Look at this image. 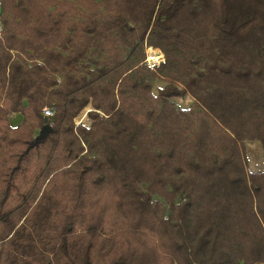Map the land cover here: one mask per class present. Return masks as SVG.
Listing matches in <instances>:
<instances>
[{"label":"trees","instance_id":"obj_1","mask_svg":"<svg viewBox=\"0 0 264 264\" xmlns=\"http://www.w3.org/2000/svg\"><path fill=\"white\" fill-rule=\"evenodd\" d=\"M0 25V264H264V0H0Z\"/></svg>","mask_w":264,"mask_h":264},{"label":"rangeland","instance_id":"obj_2","mask_svg":"<svg viewBox=\"0 0 264 264\" xmlns=\"http://www.w3.org/2000/svg\"><path fill=\"white\" fill-rule=\"evenodd\" d=\"M145 57H146L145 63L147 64V67H149L150 69L155 68L156 66H158L160 63L164 62L165 60L162 52L158 49H153V48L145 49ZM150 83L152 85V89H151L152 94L156 97L166 85V82L164 79L150 80ZM172 101L175 103L177 107L184 108V109H188L193 104V99L190 96H186L185 98H176V99H173ZM46 108H49V107H46ZM89 111H93L90 105H88L74 120V123L76 126L79 124H82L86 127H89L91 125V120L87 116V113ZM16 117L20 119V116L19 117L16 116ZM11 119H12V125L15 126L17 124L15 123L17 119L15 118V116H13ZM46 119L50 120L51 118H46ZM44 129H47V127H45ZM43 131L44 130H41V131L36 130L33 137L36 140L39 139ZM244 146H245L244 154H245L247 169L253 172L263 171L264 168H263V162H262V150H261L260 143L259 142H246Z\"/></svg>","mask_w":264,"mask_h":264},{"label":"built area","instance_id":"obj_3","mask_svg":"<svg viewBox=\"0 0 264 264\" xmlns=\"http://www.w3.org/2000/svg\"><path fill=\"white\" fill-rule=\"evenodd\" d=\"M0 32H1V25H0ZM44 117L46 118H52L53 117V111L49 108H44L42 111Z\"/></svg>","mask_w":264,"mask_h":264},{"label":"water","instance_id":"obj_4","mask_svg":"<svg viewBox=\"0 0 264 264\" xmlns=\"http://www.w3.org/2000/svg\"><path fill=\"white\" fill-rule=\"evenodd\" d=\"M48 132V129H44L43 133L41 134L40 138L36 140V142H39L41 140H43V138L46 136Z\"/></svg>","mask_w":264,"mask_h":264},{"label":"bare ground","instance_id":"obj_5","mask_svg":"<svg viewBox=\"0 0 264 264\" xmlns=\"http://www.w3.org/2000/svg\"><path fill=\"white\" fill-rule=\"evenodd\" d=\"M152 57H154V56H152ZM46 118V117H45Z\"/></svg>","mask_w":264,"mask_h":264}]
</instances>
